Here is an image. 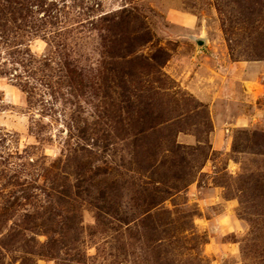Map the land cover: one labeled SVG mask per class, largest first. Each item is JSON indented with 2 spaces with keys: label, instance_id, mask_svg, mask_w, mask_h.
Wrapping results in <instances>:
<instances>
[{
  "label": "rangeland",
  "instance_id": "374dc122",
  "mask_svg": "<svg viewBox=\"0 0 264 264\" xmlns=\"http://www.w3.org/2000/svg\"><path fill=\"white\" fill-rule=\"evenodd\" d=\"M0 264H264V0H0Z\"/></svg>",
  "mask_w": 264,
  "mask_h": 264
},
{
  "label": "crops",
  "instance_id": "0c3cea01",
  "mask_svg": "<svg viewBox=\"0 0 264 264\" xmlns=\"http://www.w3.org/2000/svg\"><path fill=\"white\" fill-rule=\"evenodd\" d=\"M249 78H252L251 81H254V80L257 79L258 77L255 76V75H252V76L250 75ZM252 96H253V95H252ZM235 121H236V122H239V124H240V123H243V124H244V122L246 123L245 115H244V116H239L238 118L235 117Z\"/></svg>",
  "mask_w": 264,
  "mask_h": 264
}]
</instances>
